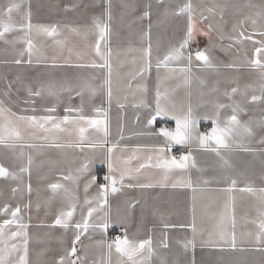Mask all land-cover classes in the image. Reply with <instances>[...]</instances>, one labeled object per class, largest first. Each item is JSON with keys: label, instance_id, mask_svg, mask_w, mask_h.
<instances>
[{"label": "crops", "instance_id": "0c3cea01", "mask_svg": "<svg viewBox=\"0 0 264 264\" xmlns=\"http://www.w3.org/2000/svg\"><path fill=\"white\" fill-rule=\"evenodd\" d=\"M0 264H264V0H0Z\"/></svg>", "mask_w": 264, "mask_h": 264}, {"label": "built area", "instance_id": "2783aa9c", "mask_svg": "<svg viewBox=\"0 0 264 264\" xmlns=\"http://www.w3.org/2000/svg\"><path fill=\"white\" fill-rule=\"evenodd\" d=\"M164 127H166V126H164ZM177 151H178V149H176V148H173V149H172V152H173V153H176ZM110 237H113V238L119 239V238H120V233H119V232H113L112 235H108V236H107V239H110Z\"/></svg>", "mask_w": 264, "mask_h": 264}]
</instances>
